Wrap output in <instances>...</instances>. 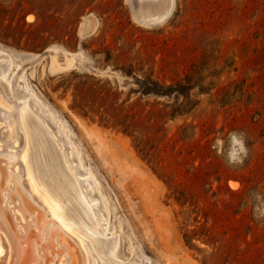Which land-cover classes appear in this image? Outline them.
Masks as SVG:
<instances>
[{
	"label": "rangeland",
	"instance_id": "1",
	"mask_svg": "<svg viewBox=\"0 0 264 264\" xmlns=\"http://www.w3.org/2000/svg\"><path fill=\"white\" fill-rule=\"evenodd\" d=\"M0 46V264H78L45 188L81 264H264V0H0ZM67 135L106 233L78 199Z\"/></svg>",
	"mask_w": 264,
	"mask_h": 264
},
{
	"label": "bare ground",
	"instance_id": "2",
	"mask_svg": "<svg viewBox=\"0 0 264 264\" xmlns=\"http://www.w3.org/2000/svg\"><path fill=\"white\" fill-rule=\"evenodd\" d=\"M156 20H157V18H156ZM153 21V20H152ZM150 22V21H149ZM154 22H155V20H154ZM1 47V46H0ZM55 48V47H54ZM3 50V49H2ZM9 52V51H8ZM15 54V53H14ZM17 57V56H16ZM15 57V58H16ZM14 61V60H13ZM10 63L11 62H8V60H7V63H0V68H6V67H8V68H10L9 66H10ZM13 65H14V63H13ZM55 67V66H54ZM14 69V68H13ZM12 70V69H11ZM1 72V71H0ZM13 72V71H12ZM4 75H6V74H4ZM0 76L2 77V75H1V73H0ZM4 78V77H3ZM5 80V79H4ZM10 80V79H9ZM24 80V79H23ZM24 81H26V80H24ZM8 83H9V81H7ZM28 83H29V80L27 81ZM27 84V83H26ZM12 85V84H11ZM9 86H10V84H9ZM8 86V87H9ZM22 86V85H21ZM28 86V85H27ZM28 91V90H27ZM33 92V91H32ZM27 96H30L31 94H29V93H25ZM32 96V95H31ZM37 96V95H36ZM28 99V98H27ZM39 99V98H38ZM30 100V99H29ZM33 102V101H32ZM26 103V102H25ZM24 103V104H25ZM37 104H35V102H34V104L36 105V107H37V109H38V111L41 113V116L42 117H45V116H49V114L50 115H53L52 114V110H50L48 107H47V105L46 104H43V103H39V104H42V106H40L39 104H38V102H36ZM26 107V106H25ZM24 108V107H23ZM21 110H22V108H21ZM48 110V111H47ZM26 112H28L27 110H26ZM23 113V112H22ZM36 113V112H35ZM21 115H23V114H21ZM31 115V114H30ZM24 117V116H23ZM42 117H41V119H42ZM60 117V116H59ZM22 118V117H21ZM29 118H30V116H29ZM48 119H49V117H48ZM61 119H62V117H61ZM14 121V120H13ZM22 121L24 122V120L22 119ZM25 121H28V120H26L25 119ZM39 121V120H38ZM52 121H54V120H52ZM59 121H61L60 119H59ZM65 122V121H64ZM40 123V122H39ZM22 124H24V123H22ZM49 127V126H48ZM65 127H67V126H65V124L64 123H59V122H55V131H56V133H58L59 135H60V133H62V131H65V130H67V128H65ZM29 128V127H28ZM69 128V127H68ZM36 131V130H35ZM68 131H71L70 129L68 130ZM41 132V131H40ZM31 133H33L32 131H31ZM35 133V132H34ZM37 133L39 134V132L37 131ZM71 133V132H70ZM66 134V133H65ZM57 136L56 138H57V140H58V142H60L59 140V138H60V136ZM69 135H71L72 136V134H69ZM29 136V135H28ZM33 136H34V134H33ZM74 136V135H73ZM72 136V137H73ZM40 137V136H39ZM29 138V137H28ZM34 138V137H33ZM61 138H62V136H61ZM36 139V138H35ZM38 139V138H37ZM42 139V138H41ZM67 139H68V141H69V153H67V155H66V151H65V148H64V146L61 144V143H59V145H60V149H61V151H62V153H63V155H64V158H65V161L67 162V164H68V166H69V169H70V171L72 172V174L74 175V178L73 177H71V178H73L76 182L75 183H77V185L79 186V188H78V199L79 200H81V201H83L84 203V205H86L87 206V208H88V210H89V212L95 217V219H96V222H97V226L94 228L95 229V231H100V232H103V233H106L105 231H106V224H105V220H106V218H105V216L107 215V210H106V206H105V204L103 203V201H102V199H101V197L98 195V193H96V192H92V188L94 187V184L93 183H95V182H93L90 178H91V176L89 175V173L87 172V171H81V172H78V169H76V168H78V167H76L77 166V163H75V161H77L76 159V157H78V155H79V153H80V151L78 150V146L75 144V140L73 141V143L71 142L72 141V139H71V137L70 136H68L67 135ZM64 140V139H63ZM35 141V140H34ZM29 142H30V139H29ZM42 142V141H41ZM64 142L66 143V140H64ZM35 143V142H34ZM40 143V142H39ZM38 143V144H39ZM39 145H41V144H39ZM66 145V144H65ZM29 146H30V144H29ZM46 147V146H45ZM41 148V147H40ZM33 150V149H32ZM31 151V150H30ZM36 151V150H35ZM45 152V151H44ZM25 153H26V151H24L23 152V156H25ZM28 153V152H27ZM83 155V154H82ZM28 156V155H27ZM31 156V155H30ZM6 158H7V160L8 159H12V156L9 154V155H7L6 156ZM81 158V157H80ZM79 159V158H78ZM29 160H31V159H29ZM62 161V160H61ZM79 161V160H78ZM84 161V160H83ZM80 162V161H79ZM62 163H64V162H62ZM84 163V162H83ZM30 164H32V162L30 163ZM6 165V164H5ZM35 166H36V162H35V164H34ZM79 165H80V163H79ZM37 166H39V164L37 165ZM83 166V165H82ZM60 167H61V165H60ZM59 167V168H60ZM66 166H64L63 168H65ZM33 168V167H32ZM37 168V167H36ZM45 168V167H44ZM82 168V167H81ZM61 169V168H60ZM90 169V168H89ZM2 170V173H1V176L4 178V176H8V174H6V170L4 171V168L3 169H1ZM32 170H34V168L32 169ZM37 170V169H36ZM43 170V169H42ZM48 170V169H47ZM53 170V169H52ZM59 171V170H58ZM68 171V170H67ZM53 172V171H52ZM69 172V171H68ZM91 172V171H90ZM41 173H43V172H41ZM51 173V172H50ZM54 173H56V172H54ZM54 173H52V174H54ZM60 173H61V171H60ZM92 173V172H91ZM30 174V173H29ZM34 174H35V172H34ZM39 174V173H38ZM65 174V173H64ZM85 175V176H82V175ZM36 175V174H35ZM34 175V176H35ZM48 175H49V173H48ZM51 175V174H50ZM57 175V174H56ZM53 176V175H52ZM62 176V175H61ZM68 176V175H67ZM29 177H30V184H31V188H32V190H34V191H38V188L40 189L41 187H39L38 185H37V183L36 182H38V181H35L34 180V178L36 177H32L31 176V174L29 175ZM58 177V176H57ZM56 177V178H57ZM96 177V176H95ZM3 178H1L0 177V187L2 186V182H1V179H3ZM16 178V177H15ZM40 178V177H39ZM49 178H51V177H48V179ZM55 178V177H54ZM14 179V178H13ZM40 179H43V178H40ZM40 179H39V181H40ZM58 179V178H57ZM46 180V179H45ZM63 180H65V179H62V181ZM49 181H51L50 179H49ZM59 181V180H58ZM58 181H56L57 183H58ZM68 181V180H67ZM67 181H65L66 183H67ZM45 182V181H44ZM55 182V183H56ZM60 182V181H59ZM39 184V183H38ZM70 184V183H69ZM16 185V184H15ZM66 185V184H65ZM42 186H44V185H42ZM63 186V185H62ZM66 186H68V185H66ZM46 187V186H45ZM45 187H43V188H45ZM60 187V186H59ZM73 187V186H72ZM14 188V187H13ZM63 188V187H62ZM71 188V187H70ZM51 189V188H50ZM58 189V188H57ZM66 189V188H65ZM68 189V188H67ZM76 189H77V187H76ZM41 190V189H40ZM54 190H55V188H54ZM59 190H61V188H59ZM57 191V190H56ZM55 191V192H56ZM62 191H66V190H62ZM73 191V190H72ZM11 192V191H10ZM41 196H42V199H43V201L45 202V204L50 208V211H51V216H52V218H50L51 219V223H50V225H52V224H54L55 225V228L57 229V231L58 232H60V234L61 235H63V236H65L66 238L63 240V241H68L67 243H69L71 246H73V248H74V250L76 251L75 252V255H74V257H76V258H74L75 260H77L78 261V264H81V257H80V254H79V251L81 250H76L77 248H75V246L72 244V241H71V239H69V238H67V234H68V232H70V231H74L73 230V228L74 227H76V225L72 222V221H70L69 220V218H67L66 217V215H65V213H66V211L65 210H63V207H62V205H61V201L58 199V198H55V197H53L50 193H49V191H47L46 190V188H45V190H41ZM8 193H9V191H8ZM61 193V192H60ZM59 193V194H60ZM63 193V192H62ZM65 193H68L67 191L65 192ZM69 194V193H68ZM77 194V193H76ZM9 195V194H8ZM57 195V194H56ZM64 195V194H63ZM61 196V195H60ZM67 196V195H66ZM66 196H65V198H66ZM59 197V196H58ZM8 198H9V196H8ZM10 198H13V199H26V195L22 192V189L20 188V187H17V189L16 190H13L12 189V193L10 194ZM63 198V197H62ZM68 198V197H67ZM69 199H71V198H69ZM68 199V200H69ZM27 200H28V198H27ZM78 200V201H79ZM70 201V200H69ZM72 201V200H71ZM81 201H79L80 202V204H81ZM63 203V202H62ZM68 203V202H67ZM69 204V203H68ZM70 204H71V202H70ZM74 204V203H73ZM72 205V204H71ZM70 206V205H69ZM75 206H77V205H75ZM83 206V205H82ZM65 207V206H64ZM71 207V206H70ZM85 207V206H84ZM107 207H108V205H107ZM23 208V206L21 205V210H23L22 209ZM72 208V207H71ZM86 208V209H87ZM74 209H76V208H74ZM68 210V209H67ZM78 210V209H77ZM80 210V209H79ZM65 211V212H64ZM69 211V210H68ZM83 211V210H82ZM86 211V210H85ZM85 211H83V212H85ZM75 212V211H74ZM78 212V211H77ZM88 212V211H87ZM5 213V212H4ZM70 214V213H69ZM91 215V216H92ZM80 216L82 217V221H83V216L80 214ZM110 216V215H109ZM72 218H73V216H72ZM88 218H89V216H88ZM54 219V220H53ZM7 220V219H6ZM91 221V220H90ZM75 222V221H74ZM83 222H85V221H83ZM10 223V222H9ZM94 224V223H93ZM78 225H80V224H78ZM86 225V224H85ZM91 225V224H90ZM88 226V225H87ZM95 225H93V227H94ZM5 228H6V230H9V232H10V236H12V231H11V229L9 228V227H7V226H4ZM82 228H84L85 226H81ZM9 228V229H8ZM54 228V229H55ZM78 228V227H77ZM52 230V227H47V228H45L44 229V235H51L52 233H55V230ZM80 230H82V229H80ZM84 230H85V228H84ZM83 230V231H84ZM87 230V229H86ZM93 230V229H92ZM112 230V229H111ZM87 232V231H86ZM110 233V232H109ZM77 234V233H76ZM95 234V233H94ZM93 234V235H94ZM17 235V234H16ZM103 235H105V234H103ZM15 236V235H14ZM91 236V235H90ZM106 236V235H105ZM16 237V236H15ZM81 237V236H80ZM96 237H98V236H96ZM95 237V238H96ZM56 238V237H55ZM82 238V237H81ZM98 239V238H97ZM73 240V239H72ZM117 240V239H116ZM89 241V240H88ZM100 241V240H99ZM90 242V241H89ZM85 243V242H84ZM91 243V242H90ZM101 243V242H100ZM86 244V243H85ZM84 244V245H85ZM111 244V243H110ZM19 245V244H18ZM88 245V244H87ZM90 246H91V244H90ZM111 246V245H110ZM70 247V246H69ZM89 247V246H88ZM87 247V248H88ZM98 247V246H97ZM18 248V247H17ZM16 248V249H17ZM40 248H44V246L42 245ZM83 248H84V246H83ZM86 248V247H85ZM99 248V247H98ZM101 248H102V244H101ZM100 248V249H101ZM15 249V248H14ZM99 249V250H100ZM104 249V248H103ZM110 249V248H109ZM115 249V248H114ZM113 249V250H114ZM17 250H19V249H17ZM23 250V249H22ZM85 250V249H84ZM89 250V249H88ZM90 250H91V247H90ZM77 251H78V253H77ZM86 251V250H85ZM111 251H112V249H111ZM23 252H25V251H23ZM108 252H110L109 250H108ZM88 253V252H87ZM95 254V253H94ZM107 254V253H106ZM0 255H1V253H0ZM95 255H97V254H95ZM109 255V254H108ZM110 255H111V253H110ZM82 256V255H81ZM107 256V255H106ZM92 257V256H91ZM90 257V258H91ZM110 257V256H109ZM84 258V257H83ZM96 258H97V256H96ZM98 259V258H97ZM111 259H113L112 258V256H111ZM93 260H95V259H93ZM116 260V259H115ZM83 262L82 263H84V259L82 260ZM100 261V260H99ZM113 261H114V259H113ZM88 262V261H87ZM103 263V262H102ZM105 263V262H104ZM95 264H96V262H95ZM109 264H112V263H109ZM133 264V263H132Z\"/></svg>",
	"mask_w": 264,
	"mask_h": 264
},
{
	"label": "trees",
	"instance_id": "3",
	"mask_svg": "<svg viewBox=\"0 0 264 264\" xmlns=\"http://www.w3.org/2000/svg\"><path fill=\"white\" fill-rule=\"evenodd\" d=\"M142 91L144 93H155V94H169L172 91V87L161 86L160 84L152 81L143 83Z\"/></svg>",
	"mask_w": 264,
	"mask_h": 264
}]
</instances>
